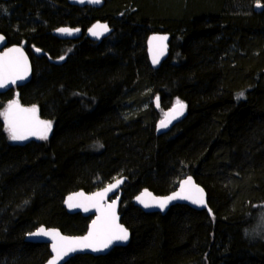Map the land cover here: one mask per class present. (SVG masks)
<instances>
[{"label":"trees","instance_id":"1","mask_svg":"<svg viewBox=\"0 0 264 264\" xmlns=\"http://www.w3.org/2000/svg\"><path fill=\"white\" fill-rule=\"evenodd\" d=\"M98 20L113 29L101 42L54 35ZM0 33L24 45L33 66L29 83L0 94V114L19 90L51 122L46 139L19 142L0 115V264H46L49 244L26 236L41 226L85 234L92 216L70 213L65 197L122 177L129 244L67 264H264L255 230L264 211V0H0ZM152 33L171 36L158 69ZM177 101L185 118L157 134ZM189 175L211 212L134 204L143 189L167 195Z\"/></svg>","mask_w":264,"mask_h":264},{"label":"water","instance_id":"2","mask_svg":"<svg viewBox=\"0 0 264 264\" xmlns=\"http://www.w3.org/2000/svg\"><path fill=\"white\" fill-rule=\"evenodd\" d=\"M68 2L71 5H76L79 7H86L90 6L92 8H101L105 4V0H100V3L98 4H93V3H88L87 0H85L84 3H81L80 0H68ZM258 5V4H257ZM258 10L262 8V5L259 4V7L256 6ZM96 25H107V31H104L102 28H96L95 31L97 32L96 35L92 34V30L94 29V26ZM60 29H69L71 30L70 34L69 33H63L60 31ZM78 29V31H76ZM112 27L109 25L108 22L105 21H95L91 26L87 28V30L83 31L82 28L80 27H59L54 31V35L58 37L61 40H77L83 37L85 35L86 38L90 39L93 42H101L104 39H107L111 36L112 34ZM166 37V39H164ZM170 40L171 36L166 33H152L147 40V53H148V58L151 66L155 69H158L161 64L167 60L169 57V52H170ZM13 49H18L19 51H12ZM39 53V50L36 51ZM0 62L5 64L8 69V75L9 76H15L17 74H24L23 79H16L15 83H6V86L3 88H0V94L1 93H6L16 87L24 86L27 83H29L32 80L33 77V66H32V61L30 58V55L26 51L24 45L20 44H12L10 45L6 39V37L0 33ZM19 90L15 91V97L12 100V102H18L19 106L24 109H32L36 107H28L23 105L19 101ZM11 102V103H12ZM185 105V108L183 109V114L182 115H175L172 113V109L176 107L177 104L169 108L166 112L164 117L157 123L156 130L157 134H162L170 130L173 126H175L177 123L182 121L186 114H187V107L184 102H181ZM154 104L155 107L158 109L160 107V98L156 97L154 99ZM8 108L6 109V111ZM175 115V118H172ZM36 120L37 121H46L44 120L40 115L38 110L35 113ZM6 122V121H5ZM48 122V121H46ZM162 122L166 124V126H162ZM7 124V122H6ZM29 132L28 138L25 140H17L19 142H25L29 140H34L37 138H40V134L42 132V128L38 123H34L30 129L27 130ZM35 134H31V133ZM50 131L47 132L49 134ZM191 179V184H186L185 181ZM117 180H122L123 182L119 184L118 187L112 189L111 191L105 192L106 189L109 188L110 185L115 184ZM126 181V177H122L119 179H116L112 183L108 184L107 186L93 191V192H86L84 190H79L76 192H72L68 194L65 197V206L67 207V210L74 214V213H82L84 216H92V220L89 224L88 230L85 234L83 235H66L63 234L59 229L57 228H46L44 226H41L34 230L32 233L28 234L26 236V241L28 242H33V243H46L49 244V249L51 256L47 260L46 264H49L51 260H53L55 253L53 252V239L49 236H35L32 235L33 233H36L39 229L43 228L46 231H55L60 234V236L68 238L70 240L82 238L88 235L90 231L93 230V222L97 221L98 217H102V213L104 210L107 209L108 205L112 204L113 201H115V224H118L122 226L124 229L127 230L128 232V239L126 241H119V240H113L112 243L107 247L103 248L102 250L99 251H92L91 248H78L74 252H69L67 255H65L63 258H61L58 261V264H67L70 259L77 255H94V256H99V255H106L108 254L113 248L118 247V246H127L131 240V233L130 230L121 222V213H120V205H121V198H122V191L121 188L124 185V182ZM196 189L202 190V197H203V204H198V203H193L192 200L200 195L196 191ZM104 192V196L98 197L96 196L97 193ZM176 193H180L181 196H186L189 197L188 199H172L169 200L167 205L161 209L156 205L157 200L165 199L170 196H174ZM69 197H73L72 201H69ZM88 197H93V200H88L86 198ZM141 197L145 202L149 203L152 205L151 207L145 208L144 204L140 202L137 198ZM133 202L135 205L140 207L144 212H160L162 214H165L168 212V210L177 204H183L190 206L191 208H194L196 210H207L208 212L210 211V207L208 204V196L206 190L199 185L194 177L192 176H187L186 178L182 179L177 187L176 190L173 192L167 194V195H156L149 189H143L139 194H137ZM69 203L72 204H77V203H82L88 206V211H84L83 207H69ZM93 204H98V207L100 210H97V207H94Z\"/></svg>","mask_w":264,"mask_h":264},{"label":"snow or ice","instance_id":"3","mask_svg":"<svg viewBox=\"0 0 264 264\" xmlns=\"http://www.w3.org/2000/svg\"><path fill=\"white\" fill-rule=\"evenodd\" d=\"M81 3H84L85 0H80ZM88 3L98 4L100 0H87ZM259 7V4L257 5ZM96 28H102L104 31H107V25H96L92 30V34L96 35L97 32L95 31ZM63 33H69L71 30L69 29H60ZM78 31V29L76 30ZM166 39V37L164 38ZM12 51H19L18 49H13ZM24 74H17L15 76L8 75V69L5 64L0 62V88L6 86V83H15L16 79H23ZM242 95V94H241ZM185 105L180 101H177V105L174 109H172V113L175 115H182L183 109ZM36 109H24L21 108L18 102H12L8 105V110L3 115L5 121L7 122V131L10 134V138L12 140H25L28 138L29 132L28 129L34 123H38L41 128L42 132L40 134V138L46 139L47 132L51 129V122L46 121H37L36 120ZM175 115L172 118H175ZM162 126H166L164 122H162ZM31 134H35L34 132ZM122 180H117L115 184L109 186L108 189L105 190L111 191L112 189L119 186L122 183ZM186 184H191V179L185 181ZM200 195L192 200L193 203L203 204V197H202V190L196 189ZM104 192L97 193L96 196L103 197ZM188 199L189 197L181 196L180 193H176L174 196L167 197L165 199L157 200L156 205L163 209L169 200L172 199ZM88 200H93V197L86 198ZM140 200L142 204H144L145 208L151 207L149 203L145 202L141 197L137 198ZM73 197H69V201H72ZM94 207H97V210H100L98 204H93ZM69 207H83L84 211H88V206L82 203L72 204L69 203ZM116 216H115V201L112 204L108 205L107 209L103 211L102 217H98L97 221L93 222V230L88 233L87 236L70 240L68 238L60 236L58 232L55 231H46L45 229L41 228L36 233L32 235L35 236H49L55 241L53 243V252L55 256L53 260L49 262V264H58V261L67 255L69 252H74L78 248H91L92 251H99L103 248H107L113 240L119 241H126L128 239V232L122 226L115 224Z\"/></svg>","mask_w":264,"mask_h":264},{"label":"rangeland","instance_id":"4","mask_svg":"<svg viewBox=\"0 0 264 264\" xmlns=\"http://www.w3.org/2000/svg\"><path fill=\"white\" fill-rule=\"evenodd\" d=\"M257 6V5H256ZM263 8V7H262ZM261 8V9H262ZM260 9V10H261ZM255 230L264 232V211H262L259 215V218L255 224ZM261 234V233H260Z\"/></svg>","mask_w":264,"mask_h":264}]
</instances>
